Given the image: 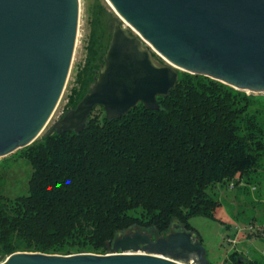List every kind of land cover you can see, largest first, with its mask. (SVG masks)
I'll list each match as a JSON object with an SVG mask.
<instances>
[{
  "label": "trees",
  "instance_id": "trees-1",
  "mask_svg": "<svg viewBox=\"0 0 264 264\" xmlns=\"http://www.w3.org/2000/svg\"><path fill=\"white\" fill-rule=\"evenodd\" d=\"M94 46L70 109L102 61ZM259 97L179 72L156 111L138 104L107 120L94 108L82 132L45 133L18 149L30 175L26 194L0 195V254L103 255L131 227L156 239L173 222L188 232L190 217L213 218L209 187H246L264 169V127L251 111Z\"/></svg>",
  "mask_w": 264,
  "mask_h": 264
},
{
  "label": "water",
  "instance_id": "water-1",
  "mask_svg": "<svg viewBox=\"0 0 264 264\" xmlns=\"http://www.w3.org/2000/svg\"><path fill=\"white\" fill-rule=\"evenodd\" d=\"M136 33L112 21L96 74L48 134L80 133L94 108L107 120L138 104L159 108L179 72L264 95V0H106ZM78 0H0V159L33 142L64 88ZM157 54L161 61L156 58ZM103 255L15 251L0 264H208L190 233L117 236Z\"/></svg>",
  "mask_w": 264,
  "mask_h": 264
},
{
  "label": "rangeland",
  "instance_id": "rangeland-1",
  "mask_svg": "<svg viewBox=\"0 0 264 264\" xmlns=\"http://www.w3.org/2000/svg\"><path fill=\"white\" fill-rule=\"evenodd\" d=\"M78 12L75 45L64 88L51 117L35 140L47 133L52 124L70 109L69 98L74 90H79L85 77V67L90 57L89 48L93 43L97 57L103 55L109 42L112 21H119L123 28L136 34L106 0H78ZM155 56L161 61L157 54ZM97 63L96 59L89 65ZM252 101L254 105L251 111L256 112V119L264 127V97ZM92 113L102 115L99 108H95ZM29 175L30 166L24 159L14 154L1 158L0 195L13 199L17 195L26 194ZM206 192L219 202L214 217H190L188 224L192 227L188 233L191 240L199 241L203 246L208 264H264V169H260L246 187L243 181L238 185L218 183L209 187ZM174 223L163 237L181 230L176 229ZM134 231L141 232L131 227V230L123 234ZM228 239H234V243ZM110 252L111 249L106 253ZM6 256L8 255L0 254V263ZM181 263L194 264L191 261Z\"/></svg>",
  "mask_w": 264,
  "mask_h": 264
},
{
  "label": "built area",
  "instance_id": "built-area-1",
  "mask_svg": "<svg viewBox=\"0 0 264 264\" xmlns=\"http://www.w3.org/2000/svg\"><path fill=\"white\" fill-rule=\"evenodd\" d=\"M229 240V242H232V243H234V239L233 240H230V239H228Z\"/></svg>",
  "mask_w": 264,
  "mask_h": 264
}]
</instances>
